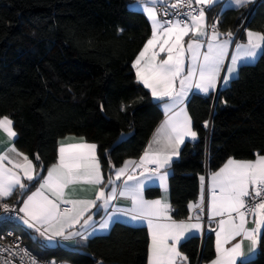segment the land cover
Returning a JSON list of instances; mask_svg holds the SVG:
<instances>
[{"label":"trees","instance_id":"obj_1","mask_svg":"<svg viewBox=\"0 0 264 264\" xmlns=\"http://www.w3.org/2000/svg\"><path fill=\"white\" fill-rule=\"evenodd\" d=\"M254 8L248 20L252 7L219 13L215 7L209 14L218 13L223 33H235L244 24L264 33V0ZM150 36L147 17L130 9L128 0H0V117L14 121V144L41 176L56 161L58 141L68 135L97 145L106 181L115 168L141 156L163 119L160 102L136 81L131 66ZM258 58L243 65L217 96L189 98L198 139L186 142L169 167L174 219H187L188 203L199 197L200 176L218 170L230 157L249 160L264 154V54ZM27 184L11 199L21 202L39 185ZM159 195L156 188L146 191L148 198ZM13 228L42 260L147 264L144 227L116 223L108 235L75 248L50 247L35 232ZM213 247L210 233L185 240L179 250L188 264H206L215 258ZM258 247L254 258L238 264H264V230Z\"/></svg>","mask_w":264,"mask_h":264},{"label":"snow or ice","instance_id":"obj_2","mask_svg":"<svg viewBox=\"0 0 264 264\" xmlns=\"http://www.w3.org/2000/svg\"><path fill=\"white\" fill-rule=\"evenodd\" d=\"M136 2L142 5L145 0ZM148 2L156 4L166 0ZM216 3L217 0H175L170 5L172 9L186 7L189 11H176V18L167 20L158 19L153 7L143 8L151 21V36L131 66L135 70L136 81L150 90L155 100L164 102L166 118L156 129L138 163L128 160L122 167L115 168L109 161L111 167L115 168V180L110 175L105 181L97 156V145L88 143L83 137L79 138L78 143L58 142L56 161L47 168L46 176L34 173L36 166L33 161L14 146L8 151L22 157V160L14 162L7 154H0V198L13 196L17 188L27 190L29 185L24 180L39 184L18 208V212L24 214L20 217L24 224L34 228L50 242L58 237L65 241L74 237L87 240L88 234L66 232V229L73 228L81 221L82 226H89L93 219L92 209L107 210L119 195L130 199L131 208L113 209L106 218H102L99 228L108 229L109 222L116 214L130 216L133 221H146L150 236L147 264H186L188 257L179 251L178 245L189 235L203 231L200 213H206L208 220H216V229H212L215 232V258L210 264H237L238 258L244 256L242 245L245 240L250 242V253L256 251L264 230V154L256 153L255 158L249 160L228 158L218 170L211 172L210 183L206 184V177L200 176L198 201L188 203L190 215L187 220L174 219L171 215L174 210L165 200H148L144 197L146 181L159 180L166 189L168 172L161 169L171 165L186 138L197 139L191 118L183 107L189 92L196 89L210 95L218 85H228L239 65L264 54V33L245 30L246 43H236L235 53L229 55L234 33H221L217 27L218 20L211 24L209 33L206 7H199L198 10L193 7L194 4L211 7ZM233 3L237 7H245L252 0H233ZM165 15H168L167 11ZM222 35L226 37L223 40L220 39ZM186 37H189L187 41ZM205 45L206 50L202 51ZM226 60L230 61L227 65ZM121 110H124V106ZM208 124V121H204V127L207 128ZM0 131L10 140L17 136L14 121L7 115L0 117ZM64 139L75 140L76 137ZM35 159L39 160L40 156L37 154ZM5 161L12 167H7ZM149 165L155 167L150 168ZM129 166H133L131 172ZM136 169L141 170L138 175ZM125 176L118 193L115 181ZM79 183L97 186L95 199L66 198V189ZM46 191L52 198L45 194ZM98 201L101 203L98 204ZM0 207L5 213L16 210L8 203ZM193 211L194 216L191 215ZM250 220L252 227L248 226ZM44 226H47L45 231H41ZM238 237L241 239L237 240Z\"/></svg>","mask_w":264,"mask_h":264},{"label":"crops","instance_id":"obj_3","mask_svg":"<svg viewBox=\"0 0 264 264\" xmlns=\"http://www.w3.org/2000/svg\"><path fill=\"white\" fill-rule=\"evenodd\" d=\"M130 1V9L134 10V11H139L141 13H143L147 19H148V16L147 14L143 11V8L144 7H153L156 11H158V7L162 4H166V3H170L172 2L173 0H166V2H158L156 4H151L150 2H148V0H145V3L142 4V5H137V2L136 0H128ZM262 0H252V3L248 4L247 6L245 7H237L234 3H233V0H217V3L212 5V9L213 8H218L217 10L222 12L224 9H239V8H253L258 2H260ZM158 14V19H160L159 17V12H157ZM206 22L208 24V26L210 25L211 22H213V18L211 17V14L209 13H206ZM149 23H150V26H151V21L148 19ZM218 25V24H217ZM219 30V29H218ZM245 30H248V29H245V26L243 27L242 30H237L235 33H234V42L232 45L229 46V55L231 54H234L235 53V44L236 43H246V33H245ZM208 31L210 33V30H209V27H208ZM220 31V30H219ZM221 32V31H220ZM255 32V31H254ZM223 33V32H221ZM239 35V37H238ZM238 37V39H236ZM150 38V37H149ZM189 37H186L185 40L187 41ZM226 37L225 36H221L220 39L223 40L225 39ZM204 40H206V38H202ZM206 50V45H205V48L202 49V51ZM261 56V55H260ZM258 56V57H260ZM256 58L255 60H252V61H249L247 63H242L241 65L238 66V71H240L241 67L243 65H250V64H254L257 62V60L259 58ZM230 61L226 60L225 61V64L227 65ZM237 71V73L233 76V78L229 81L228 85L227 86H224L222 84L218 85L217 89L215 91H213L210 95H215L217 96V93L221 90H224L226 88H228L230 86V83H232L233 80H235L238 75H239V72ZM135 72V70H134ZM223 72L221 73V76H223ZM135 76V75H134ZM141 85V84H140ZM143 86V85H142ZM150 92V90H149ZM193 95H199V96H202V97H208L210 95H205L201 92H199L198 90L196 89H193L192 91L189 92V95L186 97L185 99V103L183 105V107H185L188 115L190 116L191 118V121H192V117L190 115V113L188 112V101L190 100L189 98H192ZM153 98V97H152ZM154 101L156 102H160V107H161V110L163 113V119L162 121L166 118L165 116V110H164V102L163 101H157L153 98ZM174 110H178V109H174ZM171 113H169L170 115ZM162 121L158 124V126L156 127V129L160 126V124L162 123ZM193 123V121H192ZM192 128H193V124H192ZM156 129L154 130L153 134L151 137H149V141L143 151V153L141 154V156L144 154L145 150L147 149L150 141L152 140L153 138V135L154 133L156 132ZM194 130V129H193ZM18 136V135H17ZM17 136L15 138H12L11 140L7 137V135L5 133H3L2 131H0V154H7L9 156V158H11L14 162L16 160H22V157H17L15 153L13 152H10L8 151L10 147L14 146L19 152H21L17 147L16 145L14 144L15 143V140L17 138ZM67 137V136H66ZM64 137V138H66ZM68 137H76L75 140H65L64 138L60 139V141H64L65 143H78L80 142L79 138L80 137H77V136H74V135H68ZM197 139H198V136H197ZM196 140H191L190 138H186L185 140V143L186 142H195L197 141ZM85 140V139H84ZM58 141V142H60ZM89 143V142H88ZM184 143V144H185ZM183 145L180 146V149H179V155H180V152H181V148H183ZM155 147V146H154ZM97 152H98V147H97ZM22 153V152H21ZM179 155L177 157H174L173 158V161L177 160L179 158ZM97 156H98V153H97ZM140 156V157H141ZM99 157V156H98ZM135 159V160H131V161H135V162H139V159ZM245 160V159H244ZM172 161V163H173ZM171 163V164H172ZM5 164L7 167H12V165L10 164H7V161H5ZM34 164V163H33ZM35 165V164H34ZM124 165V163L122 164V166ZM121 166V167H122ZM150 167H155L154 165H149ZM171 166V165H170ZM166 167L165 169H161V171H167L168 172V177H167V181H166V189L164 186H162L159 182V180H150V181H146L145 182V188H144V197L145 199H148V200H154V199H162V200H165L166 202L170 203L171 204V196H170V185H169V177H170V172H169V167ZM133 166H129V172H131V168ZM101 171L103 173V170H102V167H101ZM141 170L140 169H136V174L138 175L139 172ZM35 172H38V170L35 168L34 169V173ZM115 170L113 172V175H112V179L115 180ZM47 174V171L45 173L44 176H46ZM104 174V173H103ZM210 174L211 173H205V176L206 177V184L207 183H210ZM21 177L23 178V173L21 172L20 173ZM126 179V176L125 177H122V179L120 181H115V185L117 187V192L119 193L120 189L123 187V180ZM106 181V180H105ZM24 183H29L28 181L24 180L23 181ZM200 186V185H199ZM39 185L36 187L38 188ZM36 188L33 190L35 191ZM96 188L97 186H93V185H88V184H84V183H79V184H76V185H73V186H70L68 189H66V193H68V196L66 198H69V199H78V200H91V199H95V191H96ZM149 188H156L160 191V195L156 198H148L146 197V191L149 189ZM106 191L109 190L108 187H106L105 189ZM17 191H21V189L17 188L14 193H16ZM13 193V195H14ZM31 193H29L28 195H30ZM46 195H49L50 198L51 197V194L49 192H45ZM13 198V196L11 197H6V198H0V202L1 201H5V200H9ZM27 196L24 198L26 199ZM23 199V200H24ZM22 201V200H21ZM198 201V198L196 201L194 202H197ZM101 203L98 201V204ZM65 205H61V207H64ZM18 207H22V203L19 202V206ZM171 207H172V204H171ZM115 208H119V209H122V210H127V209H130L131 208V201L128 197H121L119 195H117V198L111 202V204L109 205L108 209L105 210L103 208H100V209H92V213H93V219L92 221L90 222L89 226H82L83 225V221H81L80 224H77L75 225L73 228L71 229H66V232L67 231H80L82 233H85V234H88V239H91L93 237H96V236H105V235H108L111 231V227L114 226L116 223H123V224H126L130 227H144L147 229V222L146 221H133L130 216H124V215H120V214H116L113 219L109 222V227L108 229H104V230H101L99 228V224L102 220V218H106L107 215L112 212L113 209ZM173 209V207H172ZM189 212V211H188ZM22 215L24 216V214L22 213ZM171 215L173 216V213H171ZM189 215H190V212H189ZM188 215V216H189ZM191 215H195V211H193L191 213ZM200 215L202 216V222L204 224V228H203V231L201 232H198V233H193L191 235L188 236L187 239L191 238V237H201V238H204L205 235L212 233L213 236H214V249H215V232L212 231V229H216V220H208V217L206 215V213H200ZM27 217H25L26 219ZM174 218V217H173ZM219 219V218H217ZM187 220V219H186ZM192 222H196L195 220H193ZM19 226H21L22 228H25V229H28L30 231H33L35 232V237L38 238L39 240H41L43 243H45L46 245L50 246V247H56V246H61V247H66V248H75V247H78V246H81L83 244H85L87 242V240H83L79 237H74L72 240H63L61 238H56V240L54 241H48L46 239L45 236H41L39 232H37L34 228H30L28 227V225L24 224L23 223V220L21 219L18 223ZM249 227H252L253 225L251 224V220L249 222ZM39 227V225H38ZM47 226H44V227H41V231H45V228ZM93 227L95 228V230H93ZM148 231V229H147ZM263 231V230H262ZM50 234V233H49ZM149 235V233H148ZM149 239V243H150V236L148 237ZM185 239V240H187ZM241 238L238 237L237 240H240ZM185 240H182V242L180 243V245L185 241ZM233 243H235V241H233ZM180 245H178V249H180ZM228 247H230L231 245H227ZM259 246V244H258ZM257 246V249L254 253H250L249 251V248H250V242L248 241H244L243 245H242V251L244 253V256L243 257H240L238 258L237 260V264L241 261H247L251 258H254L258 251H259V247ZM180 251V250H179ZM181 252V251H180ZM211 262V261H210ZM209 263H206V264H210ZM59 264H67V263H59ZM186 264H188V262H186Z\"/></svg>","mask_w":264,"mask_h":264},{"label":"built area","instance_id":"obj_4","mask_svg":"<svg viewBox=\"0 0 264 264\" xmlns=\"http://www.w3.org/2000/svg\"><path fill=\"white\" fill-rule=\"evenodd\" d=\"M174 2L175 0L170 3L162 4L158 7L157 12H159V17L161 20L176 18L174 15L176 11H179L181 13L189 11V9L186 7L180 9H172L170 5ZM258 4L259 2L254 7H256ZM193 7L197 10L199 9V7H206V13H209L212 9V7L200 6L195 4L193 5ZM254 7L253 9H255ZM165 11H167L168 15H165ZM219 12L220 11H218V13ZM218 13H215V15L213 16V22L217 21ZM213 22H211L209 25L210 31V26ZM244 26L245 25H243L240 30H242ZM238 37L236 39H238ZM3 203H8L11 208L16 210L5 213L3 208L0 207V264H33V261H35V264H52V262L54 261L42 260L38 256L34 255V253L28 248V246L24 244L21 236L15 232V229L13 227L15 225H18L19 221L21 220L20 217H23L22 213L18 212L19 202L14 199H9L1 201L0 205H2ZM54 264L57 263L54 262Z\"/></svg>","mask_w":264,"mask_h":264},{"label":"water","instance_id":"obj_5","mask_svg":"<svg viewBox=\"0 0 264 264\" xmlns=\"http://www.w3.org/2000/svg\"><path fill=\"white\" fill-rule=\"evenodd\" d=\"M253 11H254V9H252V11H251V13L249 14L247 20L250 18V16H251V14L253 13ZM247 20H246V23H247ZM244 25H246V24H244Z\"/></svg>","mask_w":264,"mask_h":264},{"label":"rangeland","instance_id":"obj_6","mask_svg":"<svg viewBox=\"0 0 264 264\" xmlns=\"http://www.w3.org/2000/svg\"><path fill=\"white\" fill-rule=\"evenodd\" d=\"M126 137H127V136L124 135L121 139H124V138H126Z\"/></svg>","mask_w":264,"mask_h":264}]
</instances>
